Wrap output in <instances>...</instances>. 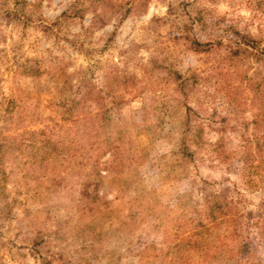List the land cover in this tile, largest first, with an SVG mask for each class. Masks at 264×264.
<instances>
[{"label": "rangeland", "instance_id": "obj_1", "mask_svg": "<svg viewBox=\"0 0 264 264\" xmlns=\"http://www.w3.org/2000/svg\"><path fill=\"white\" fill-rule=\"evenodd\" d=\"M231 25L264 37V0H0V264H264L263 182L244 169L264 62L256 87L254 65L217 71L224 48L203 45ZM208 197L226 218H199Z\"/></svg>", "mask_w": 264, "mask_h": 264}, {"label": "trees", "instance_id": "obj_2", "mask_svg": "<svg viewBox=\"0 0 264 264\" xmlns=\"http://www.w3.org/2000/svg\"><path fill=\"white\" fill-rule=\"evenodd\" d=\"M103 2L104 0H94V3H96V5H99ZM94 10H97L96 7ZM76 14L77 11L70 10V8L63 10L55 21L48 25H44L43 31L46 32L48 30H51L54 31L55 34L59 33L65 21L74 18L72 16H76ZM97 19L100 21L102 20V23L105 22V17L101 15H98ZM193 40V42H198L195 38ZM203 45H206L207 51L217 48H224V51L220 55V58L216 61L215 69L217 71H221V65L225 64L228 61L231 62L235 60L240 62V64L242 65L245 64L244 62H248L251 65H254L253 84H256V87H258L263 83V75L260 66L261 63L264 62V37H255L249 33L240 31L237 27H235V25H231L230 29H228L227 32L222 35H218L214 40L203 43ZM26 71L33 72L30 71V69H26ZM195 84L190 89V91L193 90V88L196 86ZM253 84H251V86H253ZM180 86L181 88H184L189 86V83L187 81H184ZM199 113L200 112L195 108L189 106L187 107V112L185 115V126L187 131H191L193 134L192 136H188L184 131L182 140L179 145V152L182 154V156L191 160H193L196 150L204 148L207 143L203 138L205 123H203L204 121H201V119H199ZM252 117V120L249 121V124L247 125H252L254 129H257V132L252 137L254 138L253 141L250 142L252 145L247 147L244 146V169L246 170V175H251L262 181L263 183L260 187L264 188V109L253 114ZM248 127H246V129H248ZM210 156H212V152L210 153ZM213 157L222 159L220 152L216 155L214 154ZM256 186H258V183H256ZM226 203L227 201L225 200V197H223V199L217 197L214 199H210V197H208L207 199H205V204H203V210H201V208L199 211V218L201 219V217H204L207 221L210 222L223 220V218H226L229 214V209L226 208ZM258 205L260 207L259 218L264 219V200H262ZM245 238H247V240L243 242V245L241 244V249L240 251H238V253H241V250L246 251L247 247L251 243V238H248V236H246ZM205 254H207V252H205ZM231 254L232 251H230L229 255ZM235 256L237 257V252L232 254V258L234 259ZM205 258L214 257L209 256ZM235 259L237 261L236 264H238L240 260L238 258Z\"/></svg>", "mask_w": 264, "mask_h": 264}]
</instances>
